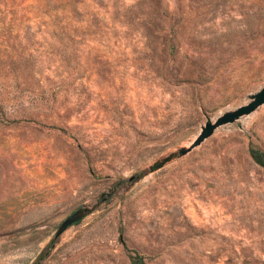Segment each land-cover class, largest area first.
<instances>
[{
    "label": "rangeland",
    "instance_id": "rangeland-1",
    "mask_svg": "<svg viewBox=\"0 0 264 264\" xmlns=\"http://www.w3.org/2000/svg\"><path fill=\"white\" fill-rule=\"evenodd\" d=\"M263 87L264 0H0V264H264V104L149 172Z\"/></svg>",
    "mask_w": 264,
    "mask_h": 264
},
{
    "label": "water",
    "instance_id": "water-1",
    "mask_svg": "<svg viewBox=\"0 0 264 264\" xmlns=\"http://www.w3.org/2000/svg\"><path fill=\"white\" fill-rule=\"evenodd\" d=\"M264 104V87L252 96V101L238 107L236 110L231 112H226L225 114L219 116L214 122H208L203 128L198 136L191 142V144L179 151L172 152L169 155L165 156L161 160H158L150 165L149 172H154L162 168L165 164L171 160L178 158L192 151L195 147L200 145L206 138L211 136L216 128L219 126L232 123L242 117L243 115L250 114L256 110L260 105ZM93 208L90 206H82L76 209L70 216H68L59 226L56 231V235H61L69 227L77 224L83 220L88 214L92 212Z\"/></svg>",
    "mask_w": 264,
    "mask_h": 264
},
{
    "label": "trees",
    "instance_id": "trees-1",
    "mask_svg": "<svg viewBox=\"0 0 264 264\" xmlns=\"http://www.w3.org/2000/svg\"><path fill=\"white\" fill-rule=\"evenodd\" d=\"M250 156L256 164L264 168V151L263 150L252 147L250 149ZM131 262L132 264H145L144 258L140 255H131Z\"/></svg>",
    "mask_w": 264,
    "mask_h": 264
}]
</instances>
